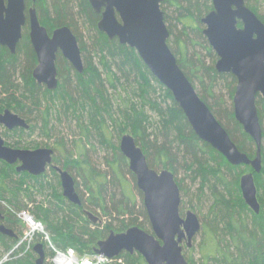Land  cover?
<instances>
[{"label":"trees","instance_id":"1","mask_svg":"<svg viewBox=\"0 0 264 264\" xmlns=\"http://www.w3.org/2000/svg\"><path fill=\"white\" fill-rule=\"evenodd\" d=\"M244 1L247 5L248 0ZM36 8L39 22L48 33L66 26L76 37L83 61V73H76L58 55L56 90L47 91L45 87L37 85L31 77L36 65L35 54L26 32L24 34L23 31L15 55H11L6 48L0 47V96L2 97L0 113L9 110L25 119L28 114L34 116L33 120L40 124L41 134L46 137L49 136L51 114L66 116L71 113L77 121H82L78 122V128L81 132L80 136L85 141L88 140L89 129L92 128L101 140V144L111 151L113 161L111 164L108 163L111 172L118 176L127 160L113 145L111 136L107 134L109 122L117 138L126 134L134 138L136 145L144 153L149 168L174 173L175 165H181L186 173L191 175L192 181H200V191L213 182V185L209 186L214 198V207L211 209L212 220L203 223L202 234L205 239L199 246L203 264H264V102L261 98L256 99L262 129V170L259 174L253 173L260 207L259 214L256 215L243 202L239 189L240 177L246 172H252L251 169L229 165L221 155L196 137L171 94L150 74L136 52L120 45L116 39L108 40L97 30L100 17L92 11L88 0H51L49 4L46 0H41ZM160 9L169 32L167 45L179 68L195 90L194 81L198 80L200 91L196 90V93L199 98L227 131L238 150L253 158L255 146L243 133L241 126L234 121L232 114L235 78L231 75L218 74L212 67H204L200 59L195 60L193 57L185 56V48L192 36L199 37L207 44L198 26L201 25V19L212 10L211 0H162ZM168 10H173L172 20L181 27L179 33L176 27L173 30L171 20L164 13ZM251 10L256 13L255 10ZM258 18L264 24V16ZM78 20L81 21L80 27L92 33L91 51L85 48L77 35ZM173 45L176 50L173 49ZM206 49L208 54L212 55L211 49L208 47ZM85 51L86 54L82 56ZM90 54L98 60L100 69L93 63ZM16 74L19 75L22 86L15 84L13 78ZM121 81L124 84L130 82L131 87L133 86L131 92H127L122 87L124 98L116 90ZM107 84L117 94L121 108L117 117L113 114L112 105L105 96L104 86ZM20 87L23 91L21 93ZM222 92L225 93V102L220 95ZM148 112L153 113L158 119L157 128L153 133H149L152 126ZM26 122L29 124L30 120L26 119ZM36 128L37 125L27 131L5 130L2 135L5 138H9V134L20 138L26 133L32 134ZM84 140L75 142L73 151L63 158L62 163L55 156L53 158V163L60 164L61 169L67 172L68 169L77 170V176L87 193L85 200L79 196L81 206L72 205L62 197L59 177L52 168L49 171L53 181L56 182L55 185L47 181L46 172L39 177L24 173L17 174L15 166L0 161V203H4L9 210L5 212L0 206V212L6 216L5 224L8 229L13 231V227L19 224L13 219L14 215L11 212L22 211L24 198L34 202L32 199L34 193L46 192L47 205L35 204L31 212L33 218L44 225L50 233L52 246L61 251L71 249L78 256L93 254L97 243L108 236L112 227L111 225L100 227L99 223L94 225L84 214L87 207H95L106 215L107 209L104 204L105 198H108L105 185L107 176L88 166L85 153L88 144ZM19 144L18 142L13 146L5 145L16 149L23 148ZM128 173L135 183L134 176L130 171ZM219 189L222 193L218 192ZM139 195L142 196L140 192ZM124 200L131 201L127 194L124 195ZM122 201L117 203V207L114 206L113 213L118 218L123 216L130 218L122 219L114 228V233H122L130 227L151 229L144 208L142 218L145 222L141 223L138 219L132 218L133 213ZM14 244L15 239L0 235L2 251L11 250ZM41 244L47 258L46 246L44 243ZM34 261V253L30 252L25 258L17 257L5 264H34ZM118 261H122L120 264H145L142 257L136 253L132 255L122 253L117 258ZM188 263L190 264V261Z\"/></svg>","mask_w":264,"mask_h":264},{"label":"water","instance_id":"2","mask_svg":"<svg viewBox=\"0 0 264 264\" xmlns=\"http://www.w3.org/2000/svg\"><path fill=\"white\" fill-rule=\"evenodd\" d=\"M32 4L41 0H30ZM162 0H88L92 11L100 17L97 30L108 40H117L133 49L143 65L157 82L167 90L183 113L196 137L211 147L234 167H249L252 172L242 175L239 189L245 205L259 214V203L254 174L262 170V129L256 99L264 101V24L246 7L244 0H211L212 10L201 19L202 35L215 53L214 69L218 74L231 75L236 80L233 97L235 122L255 145V154L249 158L238 150L227 131L218 123L194 87L179 68L167 41L169 32L160 9ZM29 41L36 65L31 77L34 82L54 91L58 86L56 59L60 55L71 68L82 74L84 67L76 37L62 26L50 34L37 17L35 8L27 11ZM26 22L24 0H0V47L15 55ZM240 24V27L238 25ZM0 128L27 131L29 124L17 114L4 110L0 113ZM119 152L127 160L128 169L135 178L142 195L143 207L151 233L139 227H130L122 233L110 232L99 241L93 253L110 261L122 253L138 254L145 264H189L182 255L201 230L197 216L188 211L179 214L180 191L173 174L168 170L156 172L148 167L146 158L134 138L123 135ZM54 151L15 149L5 145L0 135V161L16 166L17 174L32 177L43 175L51 167L58 175L62 197L70 204L81 206L73 177L53 165ZM85 216L92 224L99 219L89 211ZM4 220L0 212V222ZM0 235L17 239L15 233L0 223ZM34 264H45L42 244L32 248ZM116 264V263H113Z\"/></svg>","mask_w":264,"mask_h":264},{"label":"rangeland","instance_id":"3","mask_svg":"<svg viewBox=\"0 0 264 264\" xmlns=\"http://www.w3.org/2000/svg\"><path fill=\"white\" fill-rule=\"evenodd\" d=\"M46 1L48 4L51 2V0H46ZM246 7L249 8L250 10L251 9L255 10L256 13L254 14L257 17L264 16L263 0H248ZM75 11L76 10H74V12ZM164 13L168 17V19L171 20V25L173 27V30H175L176 27L179 33L181 31V27L177 26L175 22L172 20V17H174V14L172 15L173 10L164 11ZM168 24L170 25L169 22ZM80 25H81V21L78 20L76 25L77 35L84 44L85 48L91 51L90 37L92 36V33H89L84 27H80ZM198 27H200L201 30H203L204 28L202 24ZM172 47L173 49L176 50L174 45ZM207 47L211 49L208 43L205 44L203 40H201L199 37L193 38L192 36L190 38V42L187 44L185 48V56L187 55L188 58L193 57L195 60L200 59L202 65L206 68H211V67L214 68L215 63L217 61V57L212 50H211L212 55H209L206 49ZM85 54L86 51L85 53L83 52L82 56H84ZM90 56L93 57L92 60L93 63L100 69L98 60L94 57V55L90 54ZM179 56H177V58L180 59ZM102 77L104 78V75ZM13 80L15 81V84L22 86V82L18 74L14 76ZM194 86L197 91H200L198 80L194 81ZM122 87L124 90L126 89L127 92L128 91L131 92L133 86L131 87L130 82H128V84L126 83L124 84V82L122 81L119 83V86L117 87L116 90L118 93H120V96L124 98L125 93L123 92ZM104 91H105V96L109 99L110 104L112 105V112L117 117L119 110L121 109L120 104L117 100V94L115 93L114 90H112L108 86V84L104 86ZM21 92L23 91L20 87V93ZM224 94L225 93L222 92L220 95L223 97L224 99L223 101L225 102L226 100ZM0 98L2 97L0 96ZM226 104L228 105L229 102ZM259 108L260 107H258V110ZM147 114L150 117V121H151L150 123L152 126V128L149 129V133H153V130L157 128L158 119L153 113L148 112ZM33 117L34 116L28 114L26 118L30 120L29 123L30 127L37 125L36 130L30 135H27L26 133L20 138H18L17 136L9 134V138H5L2 135L5 129L0 128V135L4 140V143L8 146H13V144H17L19 142L20 143L19 145L23 148H18V149H25V150H35L40 148L52 149L54 151V156L59 159L60 163H62L63 158L67 156L69 152L73 151L75 142L79 140H84L80 136L81 132L78 128V122H82V121H77V119L71 113L66 116L63 114L61 116L55 115L54 113L51 114V120L49 124L50 130L48 137L41 134L39 130L40 124L35 122L33 120ZM23 119L26 120L25 118ZM107 129H108L107 134L111 136L110 139L112 140L113 145H115V147L118 148L121 137L117 138L116 132H114L112 125L109 122L107 123ZM89 131H90V135L88 140L87 141L84 140L88 144V146H86L87 150L85 152L86 161L88 163V166L95 169L98 173L107 176L106 178L107 182L105 183V185L107 187L108 198H105L106 202L104 204L107 209L106 215H104L102 210L99 208L87 207L86 210L94 214L99 219L100 227L104 225H111L112 227L111 231L113 232L114 228L119 225V222L122 219L127 220L130 218L129 216H123L118 218L116 214L113 213L112 209L114 208V206L117 207V203L123 200L122 203L125 205V207L133 213L132 218L133 219L136 218L138 219L139 222L144 223L145 222L144 218H142V210L144 208L142 196L139 195V191L137 190L135 183L132 181L128 173L129 172L128 163L122 165V169L119 171L120 175L118 174L117 176L116 174L112 173L111 167L109 166V163L111 164V162L113 161L111 151L107 149L105 145L101 144V140L95 133L94 129L91 128L89 129ZM54 166H56V164H54ZM57 167L61 168V165L59 164L57 165ZM243 169L244 168H242V170ZM174 170L175 172L172 173L174 176V180L181 190L180 206H179L180 217L184 218L185 213L190 211L197 216L201 224V230L192 240L190 248L186 247V241L182 242L181 244L182 255L187 262L190 261V264H203V260L199 251V246L200 244L203 243V240L205 239L204 235L202 234V225L203 223H208L210 220H212L211 209L214 207V198L211 194V190L209 186L213 185V182L209 183L208 187L206 186L200 191V181L199 180L195 182L192 181V179L190 178L191 175L187 174L181 165H175ZM155 171L160 172L161 170L156 169ZM68 173L73 177L74 181L76 182V189L78 195L81 197V199L85 200L87 197V193L84 186L81 183L80 178L77 176V170L74 168L68 169ZM46 179L47 181H51L53 185L56 184V182L53 181V178L51 177L49 168L46 171ZM111 180L113 181V183ZM218 192L222 193L221 189H219ZM125 194H127L130 197L131 201L126 202L124 200ZM45 197H46V192L43 194L34 193L32 197L34 202H30L24 198L22 201V204L24 206L22 211L18 212L16 210H12L11 214L14 215L13 219L17 220L19 223L17 226H15V228L13 227V231L15 232V234H17L18 238L15 240V244L11 250L4 252L0 249V254H1L0 264H5L17 257L24 256L25 258L27 253L32 252V248L34 245L41 243H44V245L46 246L47 254H48L47 259H45V264H51L48 259L49 257H52L53 254L55 256L56 253H63V251L56 249L52 246L50 240L51 239L50 233L45 229L44 225L41 224L42 227L39 228V231H34L33 229L36 228L33 227L30 223L26 222L25 219V216H29L33 218V214L31 211L35 204L44 203L45 206L47 205L46 204L47 200H45ZM0 206L5 212L7 211L9 212L8 207L4 203H0ZM34 220L36 222H39L35 218ZM144 231L151 232V229L148 230L147 228H145ZM19 233L21 234L19 235ZM53 250L55 251L53 252ZM16 253H17V257H16ZM76 256L78 255L76 254ZM120 263H122V261H118V264ZM208 264H213V263H208Z\"/></svg>","mask_w":264,"mask_h":264},{"label":"built area","instance_id":"4","mask_svg":"<svg viewBox=\"0 0 264 264\" xmlns=\"http://www.w3.org/2000/svg\"><path fill=\"white\" fill-rule=\"evenodd\" d=\"M25 216V214H24ZM26 222L30 223L34 229V231H39L41 228V223L36 222L34 218L29 216H25ZM55 250H53L54 252ZM51 264H108L109 261L107 258L101 255L92 254V255H84V256H76L75 252L71 249H67L63 251V253H56L55 256L53 254L52 257L48 259Z\"/></svg>","mask_w":264,"mask_h":264},{"label":"flooded vegetation","instance_id":"5","mask_svg":"<svg viewBox=\"0 0 264 264\" xmlns=\"http://www.w3.org/2000/svg\"><path fill=\"white\" fill-rule=\"evenodd\" d=\"M24 3H25L26 22H25L24 27L22 28V33H23V31H24V34H25V32H26L27 37H28V41H29V24H28V15H27V11H28L30 8H35L36 13H37V8H36V6H37L38 3H36V4H32L30 0H24ZM28 3H30V4L28 5ZM39 3H40V2H39ZM37 17H38V15H37ZM38 20H39V19H38ZM238 27H240V24L238 25ZM29 44H30V41H29ZM30 45H31V44H30ZM31 48H32V47H31ZM60 57H61V56H60ZM25 121H26V120H25ZM10 148H11V147H10ZM15 149H16V148H15ZM53 165H54V163H53ZM15 167H16V166H15ZM56 167H57V165H56ZM49 169H51V167H49ZM1 214H2V216L4 217V220L1 221L0 223L3 224V225L6 227V224H5L6 216H5V214H3V213H1ZM6 228H7V227H6Z\"/></svg>","mask_w":264,"mask_h":264},{"label":"bare ground","instance_id":"6","mask_svg":"<svg viewBox=\"0 0 264 264\" xmlns=\"http://www.w3.org/2000/svg\"><path fill=\"white\" fill-rule=\"evenodd\" d=\"M234 97V95H233ZM262 100V99H261ZM263 101V100H262ZM264 102V101H263ZM232 114H233V98H232ZM233 118H234V114H233ZM235 121V120H234ZM244 133V132H243ZM245 134V133H244ZM254 144V143H253ZM255 146V145H254ZM256 150V149H255ZM63 170V169H62ZM26 219V218H25ZM34 230V229H33Z\"/></svg>","mask_w":264,"mask_h":264}]
</instances>
